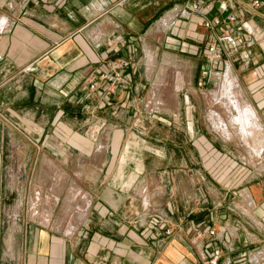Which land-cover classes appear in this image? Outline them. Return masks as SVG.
<instances>
[{
	"label": "crops",
	"instance_id": "0c3cea01",
	"mask_svg": "<svg viewBox=\"0 0 264 264\" xmlns=\"http://www.w3.org/2000/svg\"><path fill=\"white\" fill-rule=\"evenodd\" d=\"M219 1L0 0V120L59 154L65 179L87 183L85 193L66 192L79 206L62 231L26 222L19 264H264V237L252 232L264 226L260 181L244 193L214 188L186 172L181 152L214 146L204 120L210 97L236 112L230 123L239 128L241 109L252 108L264 134V8L224 24L243 39L231 48L203 26ZM166 85L176 109L161 108L165 91L156 88ZM228 96L240 104L226 105ZM217 128L229 132L223 121Z\"/></svg>",
	"mask_w": 264,
	"mask_h": 264
},
{
	"label": "rangeland",
	"instance_id": "374dc122",
	"mask_svg": "<svg viewBox=\"0 0 264 264\" xmlns=\"http://www.w3.org/2000/svg\"><path fill=\"white\" fill-rule=\"evenodd\" d=\"M161 73L166 77L168 71L165 70L164 74L161 71ZM158 89L165 91V95L161 94L163 99L161 108L176 109V104L171 102L169 87L167 85L157 87V92ZM208 91L209 96H212L217 91V84L210 86ZM228 98L232 97L228 96ZM222 103H213L210 97L206 111L210 117L204 118L206 125L209 126L208 141L214 146L209 144V149L206 150L199 148L198 142H200L201 135H194L193 140L199 150L181 151L188 160L187 169L189 170L180 165L178 157L176 172L181 175L187 172L193 176H200V174L207 176L206 180L209 185L220 190L221 187L232 189V185H235L240 186L239 188L244 193L249 180L260 181L258 187L263 189L264 134L255 131L249 134L242 133L243 124L237 120L242 127L240 129L238 124L230 123L232 113L236 115V112L232 108L225 109ZM226 105H232V102L227 101ZM178 121L182 125L186 122L185 118H179ZM218 121H223L228 127L229 132L225 135L217 128ZM144 125L151 126L152 122L147 118L144 120ZM149 136V133L143 134L146 140L145 145L153 147ZM260 145L261 148H259ZM219 146L224 149L214 148H219ZM185 152L188 154L186 155ZM47 153L50 151L46 152V150L36 148L32 137H26L24 133L10 126L5 119L0 120V264H19L18 260L23 251V233L26 222L42 221L53 228L59 225V231H62V226L68 216L79 206V198L67 197L66 192L68 190L87 192L84 186L87 183L73 180L71 173L68 179H65V167L57 164V159L61 158L59 154ZM150 161L152 168L160 170L161 164L157 157H152ZM184 169L186 172L182 171ZM222 178L228 181L222 182ZM185 184L181 180L180 185ZM238 204L242 207L240 209L242 212L249 211L246 196ZM47 214L50 218L45 217ZM263 227L252 232L259 237H264Z\"/></svg>",
	"mask_w": 264,
	"mask_h": 264
},
{
	"label": "built area",
	"instance_id": "2783aa9c",
	"mask_svg": "<svg viewBox=\"0 0 264 264\" xmlns=\"http://www.w3.org/2000/svg\"><path fill=\"white\" fill-rule=\"evenodd\" d=\"M243 2L242 7H239L237 11L230 8L226 0H220L217 3V13L213 14L211 18L203 21V26L209 29H216L219 41L226 43L231 48H236L243 39L238 35H232L225 28L224 24L227 22L234 23L236 19L242 17L246 11H255L256 9L263 7L264 0H241ZM198 4L196 1L192 2V8H197ZM209 57L217 58L219 53L216 50V45L212 44L208 47ZM128 66V61L122 59L119 61L118 67L125 68ZM122 80L120 77H114V79ZM155 222L159 223L158 218ZM213 233V231H211Z\"/></svg>",
	"mask_w": 264,
	"mask_h": 264
},
{
	"label": "bare ground",
	"instance_id": "6f19581e",
	"mask_svg": "<svg viewBox=\"0 0 264 264\" xmlns=\"http://www.w3.org/2000/svg\"><path fill=\"white\" fill-rule=\"evenodd\" d=\"M236 97V96H235ZM229 101L230 102H235V106L237 104H240L239 101L237 100H233L232 98H229ZM244 108V107H243ZM243 108L241 109L243 114H242V117H239L237 118V120L239 121L240 124H243V129H241L242 127H240L241 130H243L242 133L244 134H249L253 131H261L262 133V130L263 129H260L261 127H259V125L257 124V121L255 119V114H254V111H252L250 108L245 107V110L243 111ZM240 110V109H239ZM240 110V111H241ZM241 115V114H240ZM236 121V120H235ZM241 126V125H240ZM260 135V134H259ZM263 135V134H262ZM252 138V137H251ZM251 140V139H250ZM258 149V148H257ZM84 213V205L81 206L80 209H78L74 215V217L72 218V222L74 224H77L78 220H80V218L82 217Z\"/></svg>",
	"mask_w": 264,
	"mask_h": 264
},
{
	"label": "clouds",
	"instance_id": "9594fccd",
	"mask_svg": "<svg viewBox=\"0 0 264 264\" xmlns=\"http://www.w3.org/2000/svg\"><path fill=\"white\" fill-rule=\"evenodd\" d=\"M4 23H6V18H2V19H0V25H2V24H4Z\"/></svg>",
	"mask_w": 264,
	"mask_h": 264
}]
</instances>
